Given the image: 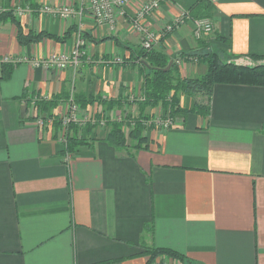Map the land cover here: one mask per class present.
<instances>
[{"label":"crops","instance_id":"1","mask_svg":"<svg viewBox=\"0 0 264 264\" xmlns=\"http://www.w3.org/2000/svg\"><path fill=\"white\" fill-rule=\"evenodd\" d=\"M148 1L130 0L110 30L86 11L68 21L42 12L79 11L82 0H0V66H14L0 80V264H147L144 248L173 251L180 264H264V87L213 86L207 117L192 112L206 97L180 96L187 114L170 128L145 129L148 149L132 154L108 144L98 103L77 104L78 136L89 146L68 162L56 122L37 124L38 102L56 100L48 110L58 120L70 96L140 101L141 35L132 19ZM197 1L166 0L141 20L179 78L203 76L208 53L264 64L252 59L264 56V0H211L214 32L198 41L191 20L161 34ZM8 13L24 34L60 41L20 46ZM78 29L85 47L76 68L35 66L70 53Z\"/></svg>","mask_w":264,"mask_h":264},{"label":"trees","instance_id":"2","mask_svg":"<svg viewBox=\"0 0 264 264\" xmlns=\"http://www.w3.org/2000/svg\"><path fill=\"white\" fill-rule=\"evenodd\" d=\"M10 13L6 14L7 18L16 26L17 30V42L20 46L29 44H35L42 39H52L56 42L60 41L59 38L51 37L44 33H23L20 24L12 17ZM188 15L191 19H211L213 15V7L209 0H198L192 5L188 11ZM5 16H0L2 20ZM135 60L139 61L141 65L142 74V86H141V104L138 105L140 113L137 118H126L119 121H109L104 118V123L108 127L107 142L115 149L123 150L128 154H132L135 151L147 150L148 142L146 137L143 136V132L146 129L144 124L147 117L143 114L146 108L155 109L160 107L164 114H168L169 118H173L177 115H186L187 111L180 108L179 98L182 95L188 97L204 96L207 98L206 104H197L192 110L193 113L207 117L209 113L208 101L211 95L213 86L215 85H243L264 87V64L255 66L236 65L234 63H224L217 54L208 53L202 55L206 60L207 71L206 73L194 79H181L177 75V68L173 61L166 58L165 55L152 50L145 51L141 47L137 53H134ZM195 56V55H193ZM255 62H264V56L253 57ZM171 64L170 68L168 66ZM14 66L11 64H1L0 66V80L8 81L12 76ZM74 102L80 107L87 105H93L98 103L105 106L104 112H109L113 108H118L121 105V100L118 101H102L100 98L95 99H83L81 97H74ZM56 100L50 102H38L36 107L39 111L48 110V106H55ZM101 115V114H100ZM96 119H99V116ZM53 122H56V126L60 128L61 122L55 120L53 116ZM124 128H130L126 134ZM79 135V129L75 124H68L66 127L64 138V149L61 154H72L81 147H88L89 144L86 139L81 138ZM135 142L134 145L128 146L127 140ZM144 255L148 257L147 264H152L153 261L160 257L166 256L180 263L185 262L183 258L177 253L167 249H155L144 248Z\"/></svg>","mask_w":264,"mask_h":264},{"label":"built area","instance_id":"3","mask_svg":"<svg viewBox=\"0 0 264 264\" xmlns=\"http://www.w3.org/2000/svg\"><path fill=\"white\" fill-rule=\"evenodd\" d=\"M81 7L79 11H76L74 7H64L59 9H44L42 12L45 14L58 17L60 20L68 21L72 18L78 17L81 19L83 11L87 12L89 18L93 21L94 25L97 27H106L113 30L115 24L116 14L123 16L124 8L130 2V0H82ZM166 0H149L145 3L138 11L134 19H132V25L134 30L141 35L140 47L145 51H150L153 49L154 44L157 42V36L148 32L143 25L141 20L146 16L154 13L160 6L162 2ZM211 1V0H209ZM186 20H191L193 22V37L195 40H200L206 35H211L214 32V25L211 19H191L188 13H184L175 21L167 24L161 31L162 35L171 33L176 27L183 25ZM85 46V40L82 36L80 29L74 34V44L68 54L52 55L51 57L44 59L40 62L35 63V66H39L45 70L50 69H64L67 66H72L76 68L79 64L80 58L83 56V48ZM179 61H176L178 63ZM67 110L61 118L62 131L66 130L68 124L79 123L76 113L78 107L75 104L72 97L66 106ZM38 126H43V121L38 120ZM162 128H170L172 126V120L170 118L164 119L159 124ZM63 143H64V138ZM65 162H68L70 158L68 153L65 154ZM152 264H180L166 256H160L156 258Z\"/></svg>","mask_w":264,"mask_h":264},{"label":"rangeland","instance_id":"4","mask_svg":"<svg viewBox=\"0 0 264 264\" xmlns=\"http://www.w3.org/2000/svg\"><path fill=\"white\" fill-rule=\"evenodd\" d=\"M21 12V11H20ZM6 15V14H5ZM1 16V15H0ZM85 47V46H84ZM204 58V57H203ZM220 58V57H219ZM221 59V58H220ZM222 60V59H221ZM71 97V96H70ZM69 97V98H70ZM69 98L67 99V102L69 101ZM73 98V96H72ZM74 100V98H73ZM141 100V99H140ZM206 101V99H205ZM76 104V103H75ZM133 104H137V105H140L141 104V101H138V103H133V102H129V103H121V105L116 108L114 111H111L109 114L107 112H105L107 114V116L105 115L104 117L107 118L109 121L113 120V121H117L119 119H126V118H131V119H134V118H137L138 115L136 114V107H134ZM77 105V104H76ZM205 105V104H204ZM136 106V105H135ZM78 107V106H77ZM37 109V107H35ZM139 108V107H138ZM152 109V108H151ZM67 110V108H66ZM65 110V112H66ZM65 112L63 113V115L65 114ZM140 113V112H139ZM50 114H49V110H46V111H42L40 114H39V119L38 120H42L43 122L46 121V120H49V122H53V118L49 117ZM79 116V111H77L76 113V117L78 118ZM147 117V120L144 124L145 128L147 129L148 127H160V122H162L164 119H167L169 118V115L168 114H164V111L160 108V107H157V110H154V112L149 115H145ZM61 118L62 116L58 119V121L62 122L61 121ZM38 123V121H37ZM84 125H86L85 123H83ZM105 124V123H104ZM79 125V124H78ZM77 125V127H78ZM85 126H81L80 128H83ZM61 131H62V127L60 126ZM129 129L130 128H124V132L127 134L129 132ZM66 131V130H65ZM65 131H62V133L65 134ZM64 136V135H63ZM62 143H63V139H62ZM127 144L128 146H132L135 144L134 141L132 140H127ZM68 155H70L68 153ZM66 157V156H64Z\"/></svg>","mask_w":264,"mask_h":264},{"label":"water","instance_id":"5","mask_svg":"<svg viewBox=\"0 0 264 264\" xmlns=\"http://www.w3.org/2000/svg\"><path fill=\"white\" fill-rule=\"evenodd\" d=\"M171 64L168 66V68L166 70H168L170 68Z\"/></svg>","mask_w":264,"mask_h":264}]
</instances>
